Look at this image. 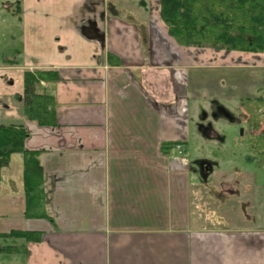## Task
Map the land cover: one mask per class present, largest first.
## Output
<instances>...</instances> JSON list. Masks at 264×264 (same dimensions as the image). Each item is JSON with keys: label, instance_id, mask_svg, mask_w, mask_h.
<instances>
[{"label": "crops", "instance_id": "1", "mask_svg": "<svg viewBox=\"0 0 264 264\" xmlns=\"http://www.w3.org/2000/svg\"><path fill=\"white\" fill-rule=\"evenodd\" d=\"M160 11V0H0V28L10 13L17 30L13 46L8 32L0 42V126L28 132L51 217L26 215L24 155L13 153L0 233L42 237L0 238V264H264V209L257 217L255 195L241 191L262 188L260 177L215 187L217 162L184 150L192 135L222 139L213 117L238 121L222 101L263 96L264 52L180 45ZM28 71L50 77L38 93L51 97L54 124L25 112ZM203 189L212 206L231 199L234 215L206 208Z\"/></svg>", "mask_w": 264, "mask_h": 264}, {"label": "trees", "instance_id": "2", "mask_svg": "<svg viewBox=\"0 0 264 264\" xmlns=\"http://www.w3.org/2000/svg\"><path fill=\"white\" fill-rule=\"evenodd\" d=\"M160 4L161 17L171 36L180 45H209L217 49L264 52V0H160ZM109 58L115 57L109 55ZM49 78L45 71L25 73V112L42 125L56 122L51 97L38 93L40 81ZM251 101L245 100L246 109L249 120L255 123L258 116L255 104L250 103ZM263 102L264 98L259 97L254 103L261 105ZM27 136L28 132L23 125L0 126V183L1 170L9 163L12 154L23 153L26 215L50 219L46 210L44 171L38 154L24 148ZM171 148V144L162 146L164 153H168ZM254 148L261 155L258 164L263 165L264 135L256 137ZM6 237L25 238L27 242L39 241L42 232L0 233V238Z\"/></svg>", "mask_w": 264, "mask_h": 264}, {"label": "rangeland", "instance_id": "3", "mask_svg": "<svg viewBox=\"0 0 264 264\" xmlns=\"http://www.w3.org/2000/svg\"><path fill=\"white\" fill-rule=\"evenodd\" d=\"M13 14H8L7 19H2L3 27L0 28V42L3 39L7 40L8 33H9V45L10 47L13 46L17 37V30L15 27H12L14 23H11V20L14 19ZM5 18V17H3ZM7 24V26H6ZM8 32V33H7ZM6 46V44L4 45ZM191 46V45H190ZM209 46V45H204ZM235 51H243V52H252V51H244V50H236ZM258 53V52H253ZM251 73H254L256 69L249 68ZM211 94V93H210ZM209 94V95H210ZM208 95V96H209ZM207 96V88H202L200 91V97L202 99V105L204 110H208L211 112L213 109L209 107V102H212V97ZM259 97L252 98L250 103L255 104L256 115L258 116L257 122H251L249 120V114L246 109V102L239 103L235 101L232 103L231 101H222L226 106H230L234 115L238 117V121H230L228 118L225 117H213V122L216 130L219 132V135L222 139H213V140H206V138H196L192 135L190 141H188V145L186 144V148L184 149L187 153V156L190 160H195L198 158H211L217 162L215 169L212 173V178L210 180L214 181V186L218 187L221 185L222 182L226 180H235V175L239 172L242 174L249 173L251 176L252 174H257L260 177L259 185L262 183L263 187L256 190V188L251 187L250 189L246 190L241 188L242 191V200L246 201L250 193L255 195L257 200V204L254 206L255 215H258L263 212L264 209V164H258V158L261 156L254 148V142L258 135H264V102L261 105L258 103H254L256 99ZM260 98H264L261 96ZM207 100V102L205 101ZM228 100V99H227ZM244 104V105H242ZM203 111V109H202ZM201 111V114H202ZM200 112V111H199ZM199 116V114H198ZM199 117H202L200 115ZM257 123V124H256ZM244 130V133L241 130ZM188 150V151H187ZM17 157L14 156L13 159ZM264 159V154H262ZM204 193V197H207L208 194L204 189L202 190ZM207 205L206 208L211 206V210L222 209L220 212L224 214L234 215L231 211L232 208L228 207L232 205V200L227 198L226 196H222L220 199L214 200V205H211V201L209 202V198L207 197ZM239 206L237 207V209Z\"/></svg>", "mask_w": 264, "mask_h": 264}, {"label": "built area", "instance_id": "4", "mask_svg": "<svg viewBox=\"0 0 264 264\" xmlns=\"http://www.w3.org/2000/svg\"><path fill=\"white\" fill-rule=\"evenodd\" d=\"M175 148H176L177 150L181 151V149H182V145H181V144H176V145H175Z\"/></svg>", "mask_w": 264, "mask_h": 264}]
</instances>
